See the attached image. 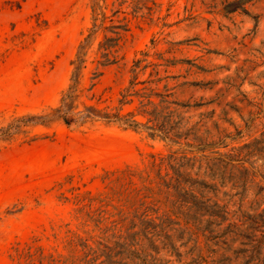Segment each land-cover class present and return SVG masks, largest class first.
I'll return each mask as SVG.
<instances>
[{"label": "rangeland", "instance_id": "374dc122", "mask_svg": "<svg viewBox=\"0 0 264 264\" xmlns=\"http://www.w3.org/2000/svg\"><path fill=\"white\" fill-rule=\"evenodd\" d=\"M99 3L127 31L103 67L98 30L75 112L172 94V139L55 120L1 141L0 264H264V0ZM93 4L0 0V128L61 104Z\"/></svg>", "mask_w": 264, "mask_h": 264}, {"label": "trees", "instance_id": "16d2710c", "mask_svg": "<svg viewBox=\"0 0 264 264\" xmlns=\"http://www.w3.org/2000/svg\"><path fill=\"white\" fill-rule=\"evenodd\" d=\"M94 11V26L92 28V33H90L85 40L81 43L79 52L77 54L76 59L73 61L74 71H73V84L69 87V89L63 94V98L61 104L52 109V112L41 115V116H23L21 118L15 119L12 123H10L6 127L0 128V142L1 141H9L13 136L21 132L23 127L29 125H37L42 124L46 125L55 120H62L65 124L71 125L73 123H81L84 124L90 120H104L107 122H117L129 128H140L143 127L149 131L151 136L161 135L163 138L172 139L170 136L173 129V126L168 128V124H170L172 118L174 117V111L169 110L172 104H177L176 101H170L168 98L172 96V94H156L161 97L160 104H155L151 97L153 93L150 94H140L139 91L134 90V87L137 85L135 82H131L133 92L130 93V89H127V92L122 94V99L120 103L122 104L121 108L117 112H110L98 109L93 106H86L85 110L81 112H75L76 109V101L79 98V85L81 79V73L85 68V63L87 62V56L89 49L91 48L93 41L95 40V36L101 28H105L112 35H105L103 41L99 43V50L102 52V61H99L100 65L103 67L115 64L118 62V57L116 53L118 52L119 43L122 38V32L127 31L126 24H117L111 25L109 27H105V20L107 19L106 13L104 11V7L100 5L99 0H94L93 4ZM94 37V39L92 38ZM92 38V39H91ZM141 61H137L135 63V69L140 67ZM102 72H95L94 79L100 77ZM134 95L143 97L144 100H147L146 103L142 101V106L144 107L141 110L143 115H149L150 119L147 123H141L135 119V115L133 113L122 114L124 110V106L127 104H132L133 99H129ZM152 124L150 125L149 123ZM178 135V134H174ZM180 137V136H178ZM1 148V147H0ZM231 161V159H230ZM230 161L220 159V162H224L225 166L230 164ZM258 247L260 248L259 253H262V247L264 246V237L259 240ZM264 263V260H263Z\"/></svg>", "mask_w": 264, "mask_h": 264}]
</instances>
